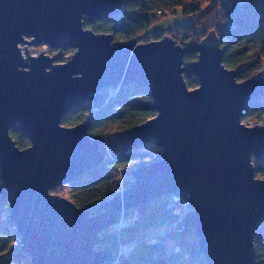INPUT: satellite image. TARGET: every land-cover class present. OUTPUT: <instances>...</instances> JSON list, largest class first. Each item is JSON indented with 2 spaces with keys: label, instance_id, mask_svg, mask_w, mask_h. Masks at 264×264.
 Listing matches in <instances>:
<instances>
[{
  "label": "water",
  "instance_id": "1",
  "mask_svg": "<svg viewBox=\"0 0 264 264\" xmlns=\"http://www.w3.org/2000/svg\"><path fill=\"white\" fill-rule=\"evenodd\" d=\"M123 13L119 0H0V196L30 264H109L113 252L98 250L101 234L125 211L164 196L186 200L191 210L178 229H192L206 264H257L255 233L264 226V180L253 160L264 163V128H248L242 117L264 98V82L238 83L223 65L214 31L197 47L189 89L184 50L170 37L146 44H114L110 34L85 29ZM74 51L30 57V48ZM19 46H25L26 59ZM130 85L150 92L156 116L130 130L124 151L151 141L160 160L132 172V187L108 200L103 213L80 210L51 194L101 165L90 123L62 125L73 109L104 107L112 90ZM16 128L30 141L21 150Z\"/></svg>",
  "mask_w": 264,
  "mask_h": 264
},
{
  "label": "trees",
  "instance_id": "2",
  "mask_svg": "<svg viewBox=\"0 0 264 264\" xmlns=\"http://www.w3.org/2000/svg\"><path fill=\"white\" fill-rule=\"evenodd\" d=\"M119 1L123 4L121 15L98 22L85 19V29L95 34H110L115 43L140 41L158 19L176 15L179 10L188 22L169 34L184 50L183 66L187 68L184 79L189 89L199 86L191 66L198 59V45L212 31L223 51V65L236 74L238 83L260 80L264 76V0H208L209 5L205 8L199 0ZM205 19L207 24L203 23ZM154 37L158 41L164 36ZM58 52L64 55L73 51L58 49ZM152 103L147 89L130 85L112 91L105 106L98 110L86 104L63 117L62 125L67 127L89 122L88 135L99 142L101 152L105 138L111 147L110 156H106L101 165L63 187L66 190L63 198L80 210H93V215H100L102 206L118 197L121 188L129 190L132 187L124 180L126 178H122L126 177L125 171L160 160L162 150L153 141L143 148L123 149L128 132L156 116L151 109ZM263 116L264 98L249 105L242 123L258 122ZM10 134L19 149L30 147L28 138L16 128ZM253 166L256 178L264 180V163L254 159ZM2 185L0 179V188ZM10 209V203L0 196V264H30L29 256L20 246V235L10 219ZM185 210H189L186 200L175 196H164L127 210L117 225L101 234V246L97 249L113 252L114 258L109 264H206L199 252L194 230L177 228ZM254 244L256 262L264 264L263 227L255 233Z\"/></svg>",
  "mask_w": 264,
  "mask_h": 264
},
{
  "label": "rangeland",
  "instance_id": "3",
  "mask_svg": "<svg viewBox=\"0 0 264 264\" xmlns=\"http://www.w3.org/2000/svg\"><path fill=\"white\" fill-rule=\"evenodd\" d=\"M199 1H200V4H201L202 8H205V7H207L209 5V3H208L209 1L208 0H199ZM176 11H177V14L176 15H167L165 17H162V18L158 19L155 23H153L152 26L150 27V29L146 32V34L138 42L141 43V44H146V43H149V42H153V41H155V37L154 36H160V35L162 37L163 36H168V37H171L172 38V36L169 34V32L173 31L176 27H179V26L181 27V26L185 25L188 22V19L187 18H184V17L181 16L179 10H176ZM203 23L207 24V19H205L203 21ZM177 38L179 39L180 36H177ZM120 43H123V42L121 41ZM114 44H117V43L114 42ZM19 47H21V46H19ZM43 49L44 48H42V46H40L38 48H30V52H31V54L33 56H36V55L41 54L42 52H46V49H44V50ZM74 54L75 53L73 51V52H67V53H65L63 55L60 52H57V50H56L55 51V55L57 56L56 64H64V63H66L70 58L73 57ZM112 91H114V90H112ZM243 125H245L246 127H248V123H245ZM65 127H67V126H65ZM118 137H121V135H119ZM101 145H102V148H103V151L101 152V154L104 157L110 156V154H111V151H110L111 147H109V145L107 144L106 138L101 143ZM107 154H109V155H107ZM134 170H136V169L125 171L124 173H125L126 177L125 176L122 177V178H126L124 180L125 181L127 180L128 183L130 184V186L133 185V183H134V179L132 178V175H130V172H132ZM118 175H119V173H118ZM64 194H66V190L63 187L58 188L57 192L54 193V195L59 196V197H62V198H63ZM190 210H191V208H189V210H185V215ZM263 232H264V226H263Z\"/></svg>",
  "mask_w": 264,
  "mask_h": 264
},
{
  "label": "built area",
  "instance_id": "4",
  "mask_svg": "<svg viewBox=\"0 0 264 264\" xmlns=\"http://www.w3.org/2000/svg\"><path fill=\"white\" fill-rule=\"evenodd\" d=\"M20 49H21V53H22V56H23V58L24 59H26L27 58V56H26V54H25V46H21V47H19ZM42 48H44V49H46V52H42L41 54H39V55H36V56H33L32 54H31V52H30V57H32V58H38V57H40L42 54L43 55H45V56H47V57H50V58H52V57H55L56 55H55V51L57 50H52V49H50L47 45H42ZM43 49V50H44ZM30 50V49H29ZM57 52H58V50H57ZM52 53V54H51ZM52 55V56H51ZM261 80L264 82V76L261 78ZM248 123V127L249 128H253V127H263L264 128V116H263V118L260 120V121H258V122H247ZM107 155H109V154H107ZM128 189H126V188H121V194H123L124 192H126ZM186 204H187V202H186Z\"/></svg>",
  "mask_w": 264,
  "mask_h": 264
},
{
  "label": "bare ground",
  "instance_id": "5",
  "mask_svg": "<svg viewBox=\"0 0 264 264\" xmlns=\"http://www.w3.org/2000/svg\"><path fill=\"white\" fill-rule=\"evenodd\" d=\"M249 128V127H248Z\"/></svg>",
  "mask_w": 264,
  "mask_h": 264
}]
</instances>
